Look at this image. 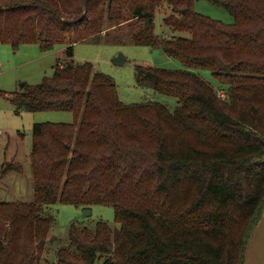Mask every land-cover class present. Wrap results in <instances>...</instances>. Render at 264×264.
I'll list each match as a JSON object with an SVG mask.
<instances>
[{"label": "trees", "instance_id": "obj_1", "mask_svg": "<svg viewBox=\"0 0 264 264\" xmlns=\"http://www.w3.org/2000/svg\"><path fill=\"white\" fill-rule=\"evenodd\" d=\"M209 1L234 20L198 11L196 0H0V42L67 44L51 75L7 96L15 110L73 113L33 124V196L0 201V264L41 263L53 221L45 207L58 201L111 205L118 222H72L59 264H246L264 213V0ZM164 2L171 34L155 30ZM131 18L136 43L184 65L135 69L174 108L125 102L111 75L73 57L106 21ZM196 68L212 71L223 96ZM9 167L20 169L1 172Z\"/></svg>", "mask_w": 264, "mask_h": 264}, {"label": "rangeland", "instance_id": "obj_2", "mask_svg": "<svg viewBox=\"0 0 264 264\" xmlns=\"http://www.w3.org/2000/svg\"><path fill=\"white\" fill-rule=\"evenodd\" d=\"M198 11L224 22H232L233 15L222 5L209 0H196ZM172 11L164 2L155 14V30L157 33H174L163 23L164 17ZM136 19L124 20L109 26L96 37H89L74 43V59L90 61L96 70L111 75L118 88L119 96L125 102H137L154 99L174 108L176 99L160 93L149 85H139L135 77L136 65L143 63L159 67L176 68L184 65L175 57L167 54L163 48L136 43L132 34L138 29ZM67 44L57 42L50 50H44L37 42L20 43L14 47L12 43L0 42V201L30 200L33 196L34 182L30 151L32 148V127L35 122L73 120V113L68 110H38L17 112L8 99V95L25 84L39 83L44 76L51 75L56 64L65 62ZM122 53L125 61L117 64L114 57ZM208 80L223 96L222 84L205 68L194 69ZM10 163L19 164L20 169L9 167L4 173L2 168ZM87 207L71 203L55 202L45 207L53 217L48 234L46 248L40 264H59L57 247L70 244V225L77 222L94 229L99 219L117 226L114 207L107 204H93ZM87 212V214H86ZM54 237V238H53ZM253 244V243H252ZM249 251V249H248ZM246 264H264V249L260 243L253 245L246 259Z\"/></svg>", "mask_w": 264, "mask_h": 264}, {"label": "crops", "instance_id": "obj_3", "mask_svg": "<svg viewBox=\"0 0 264 264\" xmlns=\"http://www.w3.org/2000/svg\"><path fill=\"white\" fill-rule=\"evenodd\" d=\"M258 243H260L264 249V213H263L260 221L258 222L257 226L255 227V230H254L252 237L250 239V242L248 245L249 251L253 248V245L255 246ZM249 251H247V255H248ZM246 259H247V257H246Z\"/></svg>", "mask_w": 264, "mask_h": 264}, {"label": "water", "instance_id": "obj_4", "mask_svg": "<svg viewBox=\"0 0 264 264\" xmlns=\"http://www.w3.org/2000/svg\"><path fill=\"white\" fill-rule=\"evenodd\" d=\"M113 61L117 64H122L125 61V56L122 53H120L114 57ZM87 210L91 211L88 207H87ZM86 214H87V212H86Z\"/></svg>", "mask_w": 264, "mask_h": 264}, {"label": "built area", "instance_id": "obj_5", "mask_svg": "<svg viewBox=\"0 0 264 264\" xmlns=\"http://www.w3.org/2000/svg\"><path fill=\"white\" fill-rule=\"evenodd\" d=\"M0 67H1V64H0Z\"/></svg>", "mask_w": 264, "mask_h": 264}]
</instances>
